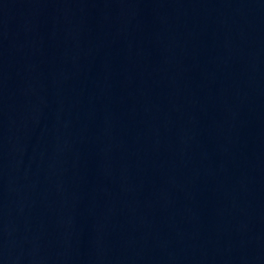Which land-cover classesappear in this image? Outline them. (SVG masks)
I'll list each match as a JSON object with an SVG mask.
<instances>
[{
    "label": "water",
    "instance_id": "obj_1",
    "mask_svg": "<svg viewBox=\"0 0 264 264\" xmlns=\"http://www.w3.org/2000/svg\"><path fill=\"white\" fill-rule=\"evenodd\" d=\"M0 264H264V0H0Z\"/></svg>",
    "mask_w": 264,
    "mask_h": 264
}]
</instances>
